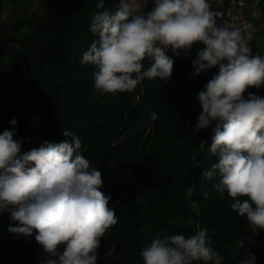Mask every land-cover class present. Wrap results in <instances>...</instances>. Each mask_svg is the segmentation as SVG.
I'll use <instances>...</instances> for the list:
<instances>
[{
  "label": "trees",
  "instance_id": "1",
  "mask_svg": "<svg viewBox=\"0 0 264 264\" xmlns=\"http://www.w3.org/2000/svg\"><path fill=\"white\" fill-rule=\"evenodd\" d=\"M97 2L0 0V133L14 127L22 152L45 140L70 139L65 129L81 140L80 152L101 171V191L119 218L101 238L97 264H143L141 249L154 238L189 237L199 228L207 229L222 264H240L250 253L255 264H264V230L253 231L231 209L232 198L215 191L218 181L201 176L216 158L209 151L211 127L193 134L202 111L196 96L218 66L195 73L191 62L203 48L196 43L179 55L169 50L175 61L169 80L145 79L132 92L101 95L94 88L95 68L80 62L96 39L90 24L103 10ZM256 2L254 23L264 36V0ZM117 5L104 0L110 11ZM248 92L264 97V87ZM189 186L195 190L191 198L185 195ZM16 223L9 211L0 213V264H42L49 257L35 233L8 231Z\"/></svg>",
  "mask_w": 264,
  "mask_h": 264
},
{
  "label": "clouds",
  "instance_id": "2",
  "mask_svg": "<svg viewBox=\"0 0 264 264\" xmlns=\"http://www.w3.org/2000/svg\"><path fill=\"white\" fill-rule=\"evenodd\" d=\"M149 0H144L146 7ZM141 12L130 0H118L114 11L98 0L90 24L96 37L83 53L81 64L92 65L94 88L101 95L132 92L145 79L171 78L175 61L167 55L204 47L192 60L195 73L218 66L219 71L197 94L202 111L193 134L211 127L210 155L216 158L202 178L216 179L217 193L232 198L231 209L248 226L264 230V97L248 92L264 87V55L252 54V39L227 22L209 0H153ZM257 16V12L252 13ZM149 61L145 69L144 62ZM247 92V96L245 93ZM157 113H151V120ZM17 124L16 119L10 121ZM191 121H189V125ZM16 129L0 133V213L10 212L16 226L8 231L30 237L47 258L42 264H97L101 238L118 223L111 197L101 191L102 173L91 167L80 149L81 140L65 129L60 143L43 141L22 152ZM203 143V142H202ZM185 195H195L189 186ZM208 193H204L207 199ZM246 199H242L245 198ZM240 242L238 247H242ZM143 264H222L224 257L211 247L207 229L186 237H156L140 252ZM249 254L240 264H255Z\"/></svg>",
  "mask_w": 264,
  "mask_h": 264
},
{
  "label": "built area",
  "instance_id": "3",
  "mask_svg": "<svg viewBox=\"0 0 264 264\" xmlns=\"http://www.w3.org/2000/svg\"><path fill=\"white\" fill-rule=\"evenodd\" d=\"M130 2L140 9V6L134 0H130ZM213 2L216 4L215 11L222 13L218 18V24L227 22L233 28L240 29L242 32H245L246 25H252L251 29L246 30L252 36V39L249 41L252 54L264 55V36L254 23L258 15H252L254 11L257 12L256 0L253 2L251 0H213Z\"/></svg>",
  "mask_w": 264,
  "mask_h": 264
},
{
  "label": "rangeland",
  "instance_id": "4",
  "mask_svg": "<svg viewBox=\"0 0 264 264\" xmlns=\"http://www.w3.org/2000/svg\"><path fill=\"white\" fill-rule=\"evenodd\" d=\"M139 6H140V11L142 12H145V13H147V12H149V11H151V7H148V4H147V6L146 7H144L143 6V2H144V0H134Z\"/></svg>",
  "mask_w": 264,
  "mask_h": 264
}]
</instances>
